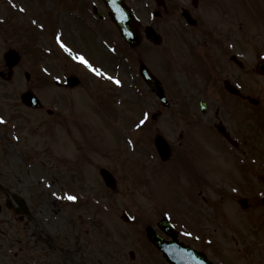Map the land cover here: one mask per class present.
Listing matches in <instances>:
<instances>
[{
	"label": "rangeland",
	"instance_id": "rangeland-1",
	"mask_svg": "<svg viewBox=\"0 0 264 264\" xmlns=\"http://www.w3.org/2000/svg\"><path fill=\"white\" fill-rule=\"evenodd\" d=\"M7 1L9 0H0V16L3 17L2 21L4 22V25H6L5 31L2 29L4 26L1 27L0 25V67L2 66L1 53L7 47L14 45L12 44V41L18 46H23L24 42V40L17 35L16 38L12 40L13 34L10 29H8L11 27L9 24L14 20L23 23L21 21L23 18L17 17L15 10L9 8L8 4L6 3ZM55 1L56 3L62 5L68 3V0H54L52 2H49V0H21L22 3L27 5L28 15L30 17H34L38 21V26L37 21H35L34 29L40 30L45 24H47L46 29L51 27L48 18L49 12L47 6L49 7V11L52 13L53 10H55ZM209 1H215L216 3H219V5L225 8L226 11L224 12L230 14L229 16L223 15L225 23L230 18H237L240 21V24L238 21H235L233 22L234 24H231L233 29L231 32L232 37H229V35H213L219 40V44L207 36V44H211L208 47L209 50L214 48V45L217 48L222 47L220 44L222 42L225 44V39L228 38L240 40V45H242V42L246 44L245 40H243V37L246 36L247 33H250L249 35L253 33L259 35V31L253 32L257 29V27H259V23L253 22V18H264V0ZM252 6H257V12L255 14L250 11ZM210 7L213 9L214 5H210ZM164 29L168 32L169 26H164ZM262 29L264 30V26H262L259 30L262 31ZM215 30H217V27ZM195 33L196 32H192V38L191 35L188 34L190 44L185 45L188 47V50L185 48H180V44L176 43L175 47L174 44H172V54H187L191 50L198 51L199 45L202 44L203 38L198 35L195 36ZM80 34H84L83 28H81ZM35 36L36 33L33 32V37ZM169 36L172 38L171 34ZM259 39L264 40V31L260 32ZM172 40L166 39L165 43L167 44L164 45V48H169V44L170 42L172 43ZM175 41L177 42V39ZM73 44L75 46L89 48L91 45L95 46L96 42L93 39V43L91 45H89V43L84 45L80 41H73ZM38 45L39 44L37 42L32 44L31 40V44L29 45L30 51L28 49L27 52L23 50L25 56H22L20 63L17 65V72L22 73L23 71H28L30 73L29 81H32V83L29 86L40 83L41 79L46 82H52L55 77H60L62 73L65 74L69 72V70L63 69V61L62 58L58 57L59 54L55 53L53 55V53H46V51L44 52V48L39 50ZM42 46L44 47V44H42ZM263 47L264 45L260 47V49ZM39 51H43L44 55L38 56L37 58L39 59L36 60L31 54H36ZM261 51L264 52V50ZM213 53H215V51ZM123 55L128 60L126 61L121 59L120 61V59H118L116 61V71H118L121 76L122 70V77L125 76L132 79L135 77V71L137 70V52L129 53L127 52V49H125ZM189 55L192 56V53H189ZM161 59L163 63L168 60L167 52ZM188 61L189 58L186 60V62ZM41 66H44L48 69L45 70L42 68L46 73L48 71L50 73H47V75L46 73L44 74L40 68ZM107 67L112 70V67ZM55 68H59V71ZM255 83L258 87H256L255 92L253 89L252 91L255 96H259V99L256 107L251 109L258 113V111L261 110L264 105V78L256 76ZM14 89L15 98H17V96H19L18 93L24 92L26 89V82L24 79H22L20 82H17V85L14 86ZM129 92L131 93L133 91ZM74 97L75 96L72 97L73 100L75 99ZM88 108L89 111L88 109L87 111L90 113V117L96 118L95 124L98 125L99 122L103 123L101 121L103 112L100 110V107L88 104ZM31 111L32 110H18L17 112L20 131L29 134L25 135L26 143L30 147L28 149L29 152H26L25 154L30 153V155H32L30 159H40V161L43 157L44 161L48 160V156L53 154V161H45V165L43 167L45 168L44 173H40L36 164L33 165V163H30V165L26 167L25 162H19V159H16L14 157L15 155L8 151L7 147L10 145L9 142H1L3 141L2 138H6L7 140V137L6 134L3 133V129L2 132H0V200H3V197L6 195L4 193L5 188H10L9 194H12L11 192H17L18 194H24L26 197H28V193L22 192L24 191V188L31 189L33 187V195H30L32 203L31 208L39 210L36 219V226L33 227L32 224L24 219V222L26 221L27 227V232H25V237L27 240H22L21 244L9 245L5 241H2V239L7 238L8 234L19 231L20 229L7 233L15 226V223L13 221L6 220L12 217L11 212H6L4 211V208H0V216L2 215L5 218L3 220L4 222H8L5 225L2 223L0 225V264H144L147 261L149 264H153L151 262L153 261L154 257L153 252H150V250L152 251V248L146 243L144 228L149 224L152 225L156 219L161 217V215H167L166 212H168V215L172 220V213L169 212L165 207L171 208V202L172 207H176L173 206V203L178 198H186L189 196L190 188L188 187L187 182L183 186L182 184L178 183L177 179H172V182L170 179H165L164 181V178H162L163 176L165 178H170L169 171H162L163 169L157 170L153 177V186L149 189L151 195L156 196H153L155 198L154 204V199L152 196H149L150 193L145 189L146 187L143 186L141 181H139L137 178L134 179V177L131 175L132 172L135 173L137 171L135 166H133L129 160L124 163L120 159L115 158V150H117L115 145L118 144V138L115 134H113L112 140L113 151L109 154L106 152L101 153L98 149L90 151L88 147H85L84 152L86 153V156H88L89 153V156L92 157L93 161L87 158L79 148L73 146L69 147L67 145L68 143L66 139V147L63 148L64 155L57 153L58 156H56L55 152L45 148L48 146L50 139L43 136L47 135L45 132H43V126L46 124L55 125L56 118L48 119L44 114L38 117L35 114V111ZM117 112L120 113V108L117 109ZM162 112L164 113L162 115L163 120H166L167 113H172L165 109H162ZM32 113H34V115L37 117L32 118ZM261 115L262 129L256 131L255 137L251 132L249 133L252 137V140L254 141L255 147L253 149V154L256 157L264 156V111L261 113ZM78 118H81V116ZM85 119L88 121L90 120L89 117ZM81 121L84 122V119H81ZM68 122L73 123L74 121ZM89 122L91 123L92 127V121ZM162 123H169V121H160V130L164 133V136L167 139L172 140L171 129L165 125H161ZM59 127L60 126H54L53 130L55 131L58 128L60 131ZM79 129L81 131L83 130L81 124ZM86 129L88 130L89 128L86 126ZM99 129L101 132L100 141L102 142V138L105 133V127L100 126ZM109 130L113 132L114 127L110 126ZM111 132H109L107 135L108 142H110L109 134ZM69 148H71V151ZM2 150L7 151L8 154H10L11 158L7 159V164L5 161L3 162V158L1 159ZM197 154L198 162L204 167L209 166L210 172H206L207 176L212 178L217 177V180L220 176L222 177V181L227 182H229V179L235 180V182L239 180L238 168L232 173H229L228 170L225 171L219 166L218 157L213 152L201 149L197 152ZM95 156L98 158L95 159ZM84 157L86 161H90L89 164L91 169L93 168L92 170H96L99 168V166H104L111 170L117 177L116 188L109 190L100 184L98 182L97 175L94 174L90 168L79 169V167H82V162L80 164L78 161L77 165H75L74 161L75 159L81 160ZM8 162H11V164H8ZM68 162H73V168L69 169L67 167ZM217 166L219 168V173L213 170V168ZM258 170L261 172V169ZM147 171L148 170H145L144 172ZM256 173L258 172L256 171ZM260 175L262 176V172ZM260 175L259 173L257 175V181L255 184L256 192L264 193V181L263 179L261 180ZM46 176L58 178L60 180V187L58 181H56L53 187L48 188L47 181H50L51 183L52 181ZM77 182L80 184L79 187L82 189L88 188L90 191L96 190L95 195L93 196L88 190L82 191L80 197L78 195H73L74 191H78L77 186L75 185ZM29 183H35V185L30 187ZM68 184L73 187L74 191L68 190ZM229 189L230 188H228V190ZM237 189L231 193L236 194ZM244 190L247 191V188H244ZM37 193H39L38 196ZM70 196H74L76 199H69ZM102 196L106 197L111 202L108 200L106 201L105 198H101ZM217 196L218 195L216 194L209 193L208 200L214 202ZM87 199L90 200L87 201ZM86 204L87 206H85ZM122 211H127V213L130 215L131 221L122 219ZM225 213L228 220L236 222L234 216L230 218L226 210L224 211V214ZM255 216H257L256 219L259 223V229L263 231L264 214L257 212ZM103 218L104 221L100 222V220ZM191 221L194 224L197 222L194 217ZM249 221L250 223L251 221L255 222L254 219ZM239 224L241 226L243 225L242 222H239ZM115 225L121 230L113 227ZM103 226L104 229H102ZM177 228L181 229L182 231L187 229L186 225H184V229L179 222H177ZM239 229L241 234L247 237L246 231L241 227H239ZM5 230H7V232H5ZM233 230L236 231L237 229L229 227L228 233L230 231L234 232ZM234 233L236 234V232ZM251 233L252 232H250L249 238L251 237ZM182 238L187 240L185 236ZM261 240H264V232L260 238V241ZM111 250L115 252V254ZM130 250L134 252L133 260H131L128 255ZM251 250L252 253L256 254L255 248H251ZM248 251H250V248ZM217 256L229 264H238L240 261L237 256L228 252L226 249L223 252H218Z\"/></svg>",
	"mask_w": 264,
	"mask_h": 264
},
{
	"label": "water",
	"instance_id": "water-1",
	"mask_svg": "<svg viewBox=\"0 0 264 264\" xmlns=\"http://www.w3.org/2000/svg\"><path fill=\"white\" fill-rule=\"evenodd\" d=\"M137 40L136 39H134L133 41L130 39L129 40V42L131 43V44H134L135 42H136ZM158 244V246L159 247H162V244L161 243H157ZM169 259H170V257H169ZM171 260V259H170ZM172 261V260H171ZM178 263V262H177ZM175 264V263H174Z\"/></svg>",
	"mask_w": 264,
	"mask_h": 264
},
{
	"label": "snow or ice",
	"instance_id": "snow-or-ice-1",
	"mask_svg": "<svg viewBox=\"0 0 264 264\" xmlns=\"http://www.w3.org/2000/svg\"><path fill=\"white\" fill-rule=\"evenodd\" d=\"M81 59H83V58L81 57ZM85 62H86V61H85ZM117 83H119V81H117ZM141 123H144V121L142 120ZM69 199H76V197H74V196H70Z\"/></svg>",
	"mask_w": 264,
	"mask_h": 264
}]
</instances>
